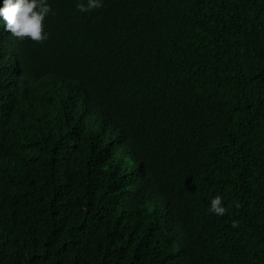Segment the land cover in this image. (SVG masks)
Here are the masks:
<instances>
[{
  "label": "trees",
  "instance_id": "trees-1",
  "mask_svg": "<svg viewBox=\"0 0 264 264\" xmlns=\"http://www.w3.org/2000/svg\"><path fill=\"white\" fill-rule=\"evenodd\" d=\"M47 2L0 26V264H264V0Z\"/></svg>",
  "mask_w": 264,
  "mask_h": 264
},
{
  "label": "clouds",
  "instance_id": "clouds-1",
  "mask_svg": "<svg viewBox=\"0 0 264 264\" xmlns=\"http://www.w3.org/2000/svg\"><path fill=\"white\" fill-rule=\"evenodd\" d=\"M76 9L80 12H90L103 6V0H77ZM51 8L47 0H2L0 4V26L11 36L36 42L47 39L43 31V21ZM208 210L223 216L226 209L222 205V197L215 195L209 201ZM231 226L237 227L233 221Z\"/></svg>",
  "mask_w": 264,
  "mask_h": 264
}]
</instances>
